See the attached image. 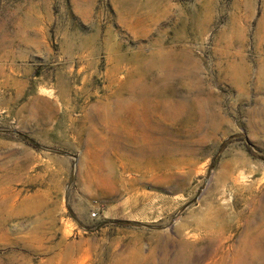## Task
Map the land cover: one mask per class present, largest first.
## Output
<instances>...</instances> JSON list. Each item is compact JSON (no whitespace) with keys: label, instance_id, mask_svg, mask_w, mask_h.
Returning <instances> with one entry per match:
<instances>
[{"label":"rangeland","instance_id":"obj_1","mask_svg":"<svg viewBox=\"0 0 264 264\" xmlns=\"http://www.w3.org/2000/svg\"><path fill=\"white\" fill-rule=\"evenodd\" d=\"M0 264H264V0H0Z\"/></svg>","mask_w":264,"mask_h":264},{"label":"bare ground","instance_id":"obj_2","mask_svg":"<svg viewBox=\"0 0 264 264\" xmlns=\"http://www.w3.org/2000/svg\"><path fill=\"white\" fill-rule=\"evenodd\" d=\"M147 157V156H146ZM146 160V159H145Z\"/></svg>","mask_w":264,"mask_h":264}]
</instances>
